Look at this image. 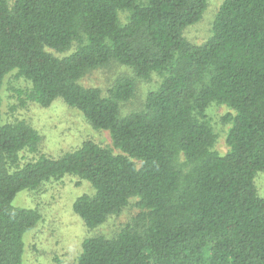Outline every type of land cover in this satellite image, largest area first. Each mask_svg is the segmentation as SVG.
Instances as JSON below:
<instances>
[{"label": "trees", "instance_id": "obj_1", "mask_svg": "<svg viewBox=\"0 0 264 264\" xmlns=\"http://www.w3.org/2000/svg\"><path fill=\"white\" fill-rule=\"evenodd\" d=\"M207 5L0 0V264H25L24 234L42 217L15 197L65 175L93 187L73 204L88 227L132 200L139 212L114 236L85 238L75 262L57 256L54 264H264V197L255 183L264 171V0H224L212 35L195 44L185 29ZM112 62L135 76L119 77L107 93L80 83ZM13 71L30 83L19 91L27 101L63 99L108 130L112 146L89 139L58 157L39 155L38 130L4 119L3 86ZM153 74L161 81L143 109L122 114L137 79ZM213 103L233 110L224 116L225 153L207 116Z\"/></svg>", "mask_w": 264, "mask_h": 264}, {"label": "rangeland", "instance_id": "obj_2", "mask_svg": "<svg viewBox=\"0 0 264 264\" xmlns=\"http://www.w3.org/2000/svg\"><path fill=\"white\" fill-rule=\"evenodd\" d=\"M223 1L208 0L202 18L185 29V36L191 42L204 44L210 38L216 14ZM76 47L77 44L69 52ZM49 50L58 56L67 54ZM125 75L135 76L134 69L112 62L89 71L81 78L80 83L86 87H100L107 93L115 81ZM160 81L158 74L149 78H138L135 95L121 105L122 114L143 109L149 91L156 89ZM29 87L30 83L17 71L6 76L3 86L4 119L8 122L24 120L38 130L41 135L39 155L58 157L77 149L89 139L103 146H112L108 130L94 128L81 111L69 106L63 99L58 98L49 106L27 101L19 91H25ZM231 112L233 110L224 104L213 103L207 109L208 119L218 134L215 148L221 153L228 150L226 135L230 123L224 120V116ZM179 161L184 163L183 155ZM255 183L258 193L264 197V171L257 173ZM93 191L88 181L74 175H65L44 182L36 190H22L18 193L13 201L15 205L36 208L42 216L34 229L24 234L25 264H54L57 256L66 262H75L85 238L99 234L114 236L139 212L136 200H132L126 208L109 217L103 225L90 228L74 211L73 204L80 195Z\"/></svg>", "mask_w": 264, "mask_h": 264}]
</instances>
